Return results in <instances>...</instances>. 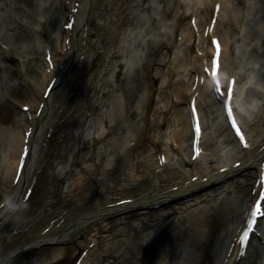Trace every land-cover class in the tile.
<instances>
[{
  "label": "bare ground",
  "instance_id": "obj_1",
  "mask_svg": "<svg viewBox=\"0 0 264 264\" xmlns=\"http://www.w3.org/2000/svg\"><path fill=\"white\" fill-rule=\"evenodd\" d=\"M77 1L73 30H65ZM227 1L0 0V127H15L14 148L0 162V264H53L64 254L79 257L81 246L89 249L81 264H108L111 258V264H258L264 231L253 235L244 257L235 238L264 157V52L253 44L264 40V25L257 28L264 0L250 13L253 34L238 30V10L226 16ZM230 1L235 7L242 0ZM217 2L213 34L223 45L222 74L236 76L238 83L245 77L250 62L236 51L241 31L250 34L246 46L259 62L261 85H250L247 106L244 101L251 115L244 122L250 148H242L226 124L208 78L193 88L213 51L205 29ZM190 12L197 30L190 19L182 26ZM260 17L264 24V9ZM146 18L151 25L139 34L134 54L131 31L145 26ZM47 48L55 62L50 73ZM14 53L20 54L19 65L8 66ZM96 56L99 69L88 73ZM54 77L56 89L37 116ZM60 89L65 95L55 102ZM196 91L207 156L194 161L186 105ZM21 98V106L34 108L31 120L15 108ZM30 126L31 155L15 184ZM73 152L78 156L72 158ZM128 198L131 203H121Z\"/></svg>",
  "mask_w": 264,
  "mask_h": 264
},
{
  "label": "rangeland",
  "instance_id": "obj_2",
  "mask_svg": "<svg viewBox=\"0 0 264 264\" xmlns=\"http://www.w3.org/2000/svg\"><path fill=\"white\" fill-rule=\"evenodd\" d=\"M228 3V11L226 13V16L229 17L233 14V12L235 13L238 10V13L236 16H238V20H239V25H238V30L240 29V27H242V29H246L247 32L250 31L251 34H253V26L256 27V22L255 19L252 17V15H250V13L256 9V6L258 5L257 3H259V0H242L240 3H236L235 7H234V3L230 0L227 1ZM254 4V5H253ZM253 6V7H252ZM253 8V9H251ZM250 9V10H248ZM15 13V12H12ZM142 14V13H140ZM246 14H249V19L247 20V16ZM189 17V16H188ZM187 17V19H188ZM252 18V19H251ZM186 20V19H185ZM143 21L146 22L145 26H138L139 28L132 30L131 32H133V39L134 42H130L132 49L131 52L132 53H138V47H137V41L140 39L141 36L143 35H139L140 33L143 34L144 30H146L147 28L150 27L151 22H149V20L146 18ZM169 22L171 23V21L169 20ZM141 23V22H140ZM143 24V23H142ZM130 31V30H129ZM154 31V30H153ZM130 32V33H131ZM154 34L156 33V31L153 32ZM157 36V34H155ZM250 35V34H249ZM248 35V36H249ZM246 35H243V31H241L239 33V35H237L235 38L236 40H238V37L240 38V40H238L237 45L240 47V49L236 48V51L238 50V53H240V55H243V59H245V61H249L250 63L247 65V67L245 68V77H243L242 81L243 82H250L253 79V84L252 85H261L257 75V72L259 71L258 67H259V62L256 61L254 53L252 51V46H246L247 43L249 42V40L247 39ZM227 38L229 40L230 43L235 42V38L233 39L231 37V35H227ZM245 41H243V39H245ZM259 38H256V40H254L253 44H256ZM128 40V39H126ZM126 43V45L130 44L129 42H124ZM245 44V45H244ZM258 44V43H257ZM259 45V44H258ZM128 47V46H127ZM24 48H28V46H24ZM242 49H244L243 54H241ZM228 57H230V55H228ZM21 58H20V54L18 56H16L15 59H13V61L19 65V62ZM21 63V62H20ZM8 65L10 66H14L11 62H7ZM244 71V69H243ZM154 72H156V69H154ZM261 76L263 77V74H261ZM249 86V85H248ZM247 86V88H248ZM172 103V101H171ZM17 104V103H16ZM171 106V105H170ZM257 106H255L254 108L256 109ZM170 117V114L168 115V118ZM14 124L9 123V124H2L0 127V162L5 163L7 161V157H8V153L9 151L14 148V141H13V132H14ZM209 130V129H208ZM215 135H217V133L215 132ZM224 146V145H223ZM0 173H1V168H0ZM82 249V247L80 248ZM67 256V254L62 255L59 257V259H57V261H55L53 264H72L73 263V258H65ZM113 258L107 260L108 264H111V262H113ZM110 261V262H109Z\"/></svg>",
  "mask_w": 264,
  "mask_h": 264
},
{
  "label": "snow or ice",
  "instance_id": "obj_3",
  "mask_svg": "<svg viewBox=\"0 0 264 264\" xmlns=\"http://www.w3.org/2000/svg\"><path fill=\"white\" fill-rule=\"evenodd\" d=\"M217 47L219 48V43L217 42ZM215 68L218 69L219 68V63L217 62V64L215 65ZM217 72L216 71H213L212 72V75H216ZM234 84V81L232 82ZM217 84H219V81H217ZM228 104H227V111H228V114L229 115H232V107H231V89H228ZM233 123L235 124L236 121H235V118L233 117ZM196 130L197 132L200 131V126H199V123H197V126H196ZM239 131V128L237 129Z\"/></svg>",
  "mask_w": 264,
  "mask_h": 264
}]
</instances>
